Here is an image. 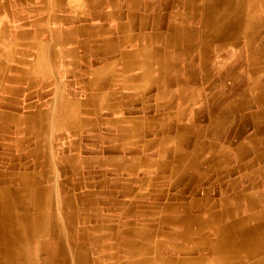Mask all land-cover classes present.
I'll list each match as a JSON object with an SVG mask.
<instances>
[{
  "label": "crops",
  "instance_id": "crops-1",
  "mask_svg": "<svg viewBox=\"0 0 264 264\" xmlns=\"http://www.w3.org/2000/svg\"><path fill=\"white\" fill-rule=\"evenodd\" d=\"M177 1L0 0V189L11 194L10 206H35L38 192L56 213L92 207L116 217L131 204L222 206L226 196L264 193L250 190L255 180L264 183V7L220 34L222 24L204 30L202 12L189 8L201 0ZM30 125L41 129L38 140ZM79 225L65 219L60 226L77 236ZM104 230L89 249L106 263Z\"/></svg>",
  "mask_w": 264,
  "mask_h": 264
},
{
  "label": "bare ground",
  "instance_id": "bare-ground-1",
  "mask_svg": "<svg viewBox=\"0 0 264 264\" xmlns=\"http://www.w3.org/2000/svg\"><path fill=\"white\" fill-rule=\"evenodd\" d=\"M87 1V0H86ZM179 1V0H178ZM177 1V2H178ZM188 2V0H186ZM193 7L198 10L204 30L222 24L217 32L228 33L232 27H243L242 14L245 11L264 7V0H201ZM103 2V1H102ZM151 2V1H150ZM169 2V1H168ZM185 2V3H187ZM116 3V2H115ZM121 3V2H120ZM142 3V2H141ZM164 3V2H163ZM135 6V3L133 4ZM176 5V4H175ZM106 6V5H105ZM99 6H97L98 8ZM108 7V6H107ZM120 7V6H119ZM167 7V6H166ZM96 8V7H95ZM115 8V7H114ZM140 8V7H139ZM152 8V7H151ZM181 8V7H180ZM188 8V9H189ZM94 9V8H93ZM100 9V8H99ZM95 10V9H94ZM139 10V9H138ZM100 11V10H99ZM147 11V10H146ZM150 11V10H149ZM263 11V10H262ZM128 12V11H127ZM187 12V11H186ZM150 13V12H149ZM181 13V12H180ZM135 14V13H134ZM142 14V13H141ZM233 19H228L232 17ZM98 15V13H97ZM250 15V14H249ZM248 15V16H249ZM92 16V15H91ZM108 16V15H107ZM113 16V15H112ZM116 16V15H115ZM127 16V15H126ZM134 16V15H133ZM102 18V16H101ZM155 18V17H154ZM187 18V17H186ZM132 19V18H131ZM136 19V17H135ZM199 19V18H198ZM246 19V18H245ZM248 19V18H247ZM148 20V18L146 19ZM176 20V19H175ZM192 20V18H191ZM196 20V19H195ZM258 20V19H257ZM131 21V20H130ZM179 21V20H178ZM117 22V21H116ZM124 22V21H123ZM190 22V21H189ZM198 22V21H197ZM146 23V22H145ZM156 23V22H155ZM185 24V22L183 21ZM176 24V22L174 23ZM173 24V25H174ZM178 24V22H177ZM146 25V24H145ZM171 25V24H170ZM192 25V24H191ZM262 25V24H260ZM259 25V26H260ZM177 26V25H176ZM175 26V27H176ZM246 26V25H245ZM21 27V26H20ZM126 27V26H125ZM148 27V26H147ZM173 27V26H172ZM184 27V26H183ZM127 28V27H126ZM95 29V28H94ZM166 29V28H165ZM178 29V28H177ZM243 29V28H242ZM255 29V28H253ZM138 30V29H137ZM171 30V29H169ZM98 31V30H97ZM104 31V30H103ZM110 31V30H109ZM176 31V30H175ZM181 31V30H180ZM189 31V30H188ZM259 31V30H258ZM263 31V30H262ZM91 32V31H90ZM111 32V31H110ZM126 32V31H125ZM142 32V31H141ZM216 32V29H215ZM167 33V32H166ZM196 33V32H195ZM212 34V33H211ZM118 33L116 34L117 37ZM169 35V34H168ZM200 35H202L200 33ZM256 35V34H255ZM15 36V35H14ZM108 36V35H107ZM119 36V35H118ZM143 36V35H142ZM176 36V35H174ZM254 36V35H252ZM200 37V36H199ZM203 37V35H202ZM213 39L216 37L214 34ZM262 37V36H261ZM56 38V37H55ZM121 38V37H120ZM140 38V37H139ZM188 38V37H187ZM51 39V38H50ZM181 39V38H180ZM183 39V36H182ZM202 39V38H201ZM248 39V38H247ZM252 39V38H251ZM163 40V39H162ZM168 40V39H167ZM215 40V39H214ZM242 40V39H241ZM101 41V40H100ZM238 41V40H237ZM95 42V41H94ZM107 42H109L107 40ZM113 42V41H112ZM110 42V43H112ZM119 42V41H118ZM155 42V41H154ZM166 42V41H165ZM228 42V41H227ZM247 42V41H246ZM108 43V45L110 44ZM233 43V42H232ZM235 43V42H234ZM250 43V42H249ZM120 44V43H119ZM221 44V43H220ZM226 44V43H224ZM5 45V44H4ZM92 45V44H91ZM140 45V44H139ZM163 45V44H162ZM180 45V44H179ZM206 45V44H205ZM204 45V46H205ZM242 45V43H241ZM247 45V44H246ZM225 46V45H224ZM96 47V45H95ZM106 47V46H105ZM111 47V46H110ZM134 47V46H133ZM132 47V48H133ZM200 47V46H199ZM113 48V47H112ZM136 48V47H134ZM207 48V47H205ZM8 49V48H6ZM122 49V48H121ZM203 49V48H202ZM208 49V48H207ZM109 50V49H106ZM113 50V49H112ZM205 50V49H204ZM240 50V49H239ZM264 50V49H263ZM67 51V50H66ZM206 51V50H205ZM204 51V52H205ZM262 51V50H261ZM209 52V51H207ZM69 54V53H68ZM108 54V53H107ZM111 55V54H110ZM117 55V54H116ZM151 55V54H148ZM255 55V54H254ZM106 56V55H105ZM145 56V55H144ZM208 57V55H206ZM252 56V55H251ZM250 56V57H251ZM261 56V55H260ZM264 56V55H263ZM69 57V56H68ZM111 57V56H110ZM119 57V56H117ZM62 58V57H61ZM64 58V56H63ZM113 58V57H112ZM116 58V57H115ZM112 59L113 61L115 60ZM127 58V57H126ZM141 58V57H140ZM153 58V57H152ZM203 58V57H202ZM256 58V57H255ZM3 59V58H2ZM60 59V58H59ZM130 59V58H129ZM197 59V58H196ZM238 59V58H237ZM250 59V58H249ZM261 59V58H260ZM144 60V59H143ZM203 60V59H202ZM201 60V61H202ZM60 61V60H59ZM116 61V60H115ZM149 61V59H148ZM207 61V60H206ZM216 61V60H215ZM233 61V60H232ZM253 61V60H252ZM255 61V60H254ZM263 61V60H262ZM111 63L112 61L109 60ZM108 62V63H109ZM145 62V60H144ZM142 62V63H144ZM200 62V60H199ZM256 62V61H255ZM29 63V62H28ZM155 63V62H154ZM216 63V62H215ZM227 63V62H226ZM114 64V63H113ZM147 64V63H146ZM192 64V63H191ZM207 64V63H206ZM238 64V63H237ZM257 64V63H256ZM68 65V64H67ZM152 65V64H150ZM110 66V65H109ZM237 66V65H236ZM112 67V66H111ZM55 68V67H54ZM61 68V67H59ZM140 68V67H139ZM223 68V67H222ZM95 69L98 70V67ZM107 69V68H106ZM30 70V69H29ZM71 70V69H70ZM95 70V71H97ZM221 70V69H220ZM66 71V70H65ZM129 71V70H128ZM227 71V70H226ZM28 72V71H27ZM70 72V71H69ZM82 72V71H81ZM253 72V70H252ZM255 72V71H254ZM66 73V72H65ZM117 73V72H116ZM204 73V72H203ZM207 73V71H206ZM226 73V72H225ZM251 73V72H250ZM95 74V72H94ZM255 74V73H254ZM119 75V74H118ZM219 75V74H218ZM221 75V74H220ZM225 75V74H224ZM66 76V75H65ZM207 76V75H206ZM205 76V77H206ZM67 77V76H66ZM69 77V76H68ZM96 77V76H95ZM99 77V76H97ZM102 77V76H101ZM90 78V77H89ZM109 78V77H108ZM107 78V79H108ZM119 79V77H117ZM116 78V79H117ZM68 79V78H67ZM78 79V78H77ZM103 79V78H102ZM106 79V80H107ZM155 79V78H154ZM213 79V78H212ZM219 79V78H218ZM238 79V78H237ZM85 80V79H84ZM99 80V79H98ZM104 80V79H103ZM105 80V81H106ZM140 81V79H138ZM211 80V79H209ZM63 81V80H62ZM82 81V80H81ZM202 81V80H201ZM219 81V80H218ZM217 81V82H218ZM239 81V80H238ZM56 82V81H55ZM68 82V81H67ZM71 82V80H70ZM114 82V81H113ZM130 82V81H129ZM199 82V81H198ZM203 82V81H202ZM201 82V83H202ZM216 82V81H215ZM248 82V81H247ZM37 83V82H36ZM43 83V82H42ZM57 83V82H56ZM87 83V82H86ZM91 83V82H90ZM119 83V82H118ZM136 83V82H135ZM143 83V82H142ZM154 83V82H153ZM200 83V84H201ZM221 83V82H220ZM94 84V83H93ZM151 84V83H150ZM30 85V84H29ZM82 85V84H81ZM89 85V84H88ZM119 85V84H117ZM126 85V84H125ZM159 85V84H158ZM197 85V84H196ZM204 85V84H203ZM208 85V84H207ZM108 86V85H107ZM110 86V85H109ZM149 86V85H147ZM146 86V87H147ZM179 86V85H178ZM225 86V85H224ZM59 87V86H58ZM82 87V86H81ZM91 89V86H89ZM120 87V85H119ZM118 87V88H119ZM126 87V86H124ZM144 87V88H146ZM235 87V86H234ZM243 87V86H242ZM69 88V87H68ZM67 88V89H68ZM84 88V87H83ZM88 88V87H87ZM106 88V87H105ZM112 88V87H111ZM130 88V87H129ZM151 88V87H150ZM171 88V87H170ZM177 88V87H176ZM101 89V87H100ZM160 89V87H159ZM158 89V90H159ZM168 89V88H167ZM226 89V88H225ZM228 89V88H227ZM102 90V89H101ZM116 90V89H115ZM163 90V89H162ZM165 90V89H164ZM242 90V89H241ZM64 91V90H63ZM114 91V90H113ZM144 91V90H143ZM231 91V90H230ZM229 91V92H230ZM240 91V90H239ZM102 92V91H101ZM127 92V91H126ZM161 92V90H160ZM182 92V91H181ZM210 92V91H209ZM228 92V93H229ZM241 92V91H240ZM55 93V92H54ZM68 93V92H67ZM70 93V92H69ZM137 93V91H136ZM163 93V92H162ZM193 94V92H191ZM58 94V93H57ZM239 94V93H238ZM249 94V93H248ZM91 95V94H90ZM99 94H97L98 96ZM159 95V94H158ZM163 95V94H162ZM235 95V94H234ZM74 96V95H73ZM72 96V97H73ZM92 96V95H91ZM100 96V95H99ZM142 96V94H141ZM169 96V95H168ZM167 96V97H168ZM171 96V94H170ZM249 96V95H248ZM258 96V95H257ZM256 96V97H257ZM96 97V96H95ZM115 97V96H114ZM154 97V96H153ZM159 97V96H158ZM190 97V96H189ZM231 97V96H230ZM238 97V96H237ZM60 98V97H59ZM112 98V97H111ZM121 98V97H120ZM151 98V97H150ZM175 98V97H174ZM195 98V97H194ZM263 98V97H262ZM57 99V98H56ZM79 99V98H75ZM105 99V97H104ZM138 99V98H137ZM213 99V98H212ZM231 99V98H230ZM260 99V98H258ZM60 100V99H59ZM107 100V99H105ZM238 100V99H237ZM56 101V100H55ZM64 101V97H63ZM169 101V100H168ZM214 101V100H213ZM239 101V100H238ZM74 102V101H73ZM85 102V101H84ZM92 102V101H91ZM108 102V101H107ZM136 102V101H135ZM165 102V101H164ZM220 102V101H218ZM27 103V102H26ZM137 103V102H136ZM168 103V102H167ZM184 103V102H183ZM187 103V102H186ZM210 103V102H209ZM217 103V102H216ZM229 103V102H228ZM241 103V102H240ZM71 103H68V105ZM90 104V103H89ZM185 104V103H184ZM56 105V104H55ZM66 105V104H65ZM85 105V104H84ZM134 105V104H133ZM142 105V104H141ZM144 105V104H143ZM29 106V105H28ZM64 106V105H63ZM67 106V105H66ZM73 106V104H72ZM99 106V105H98ZM148 106V105H147ZM77 107V106H75ZM80 107V106H79ZM129 107V106H128ZM127 107V108H128ZM212 107V106H211ZM43 108V107H42ZM50 108V107H49ZM102 108V107H101ZM152 108V107H151ZM234 108V107H233ZM64 110V108H61ZM81 109V108H80ZM199 109V108H198ZM216 109V108H215ZM232 109V108H231ZM256 109V108H255ZM260 109V108H259ZM55 110V109H54ZM60 110V109H59ZM67 110V109H66ZM202 110V109H201ZM219 110V109H218ZM235 110V109H234ZM50 111V109H49ZM62 111V110H61ZM68 111V110H67ZM72 111V110H71ZM172 111V110H171ZM179 111V110H178ZM203 111V110H202ZM201 111V112H202ZM212 111V110H210ZM209 111V112H210ZM256 111V110H255ZM46 112V111H45ZM64 112V111H63ZM70 112V110H69ZM79 112V111H78ZM84 112V111H83ZM101 112V111H100ZM99 112V113H100ZM146 112V111H145ZM148 112V111H147ZM162 112V111H161ZM193 112V111H192ZM231 112V111H230ZM260 112V111H259ZM185 113V112H184ZM182 113V114H184ZM229 113V112H228ZM226 113V114H228ZM48 114V113H47ZM94 114V113H93ZM98 114V113H97ZM178 114V113H177ZM181 114V113H179ZM264 114V113H263ZM46 115V114H45ZM56 115V114H55ZM54 115V116H55ZM169 115V114H168ZM197 115V114H196ZM44 116V115H43ZM58 116V115H57ZM60 116V114H59ZM87 116V115H86ZM132 116V115H131ZM134 116V115H133ZM139 116V115H138ZM136 116V117H138ZM159 116V114H158ZM165 116V115H164ZM172 116V115H171ZM180 116V115H179ZM185 116V115H184ZM230 116V115H229ZM6 116L0 114V120ZM10 118V116H8ZM79 117V116H78ZM90 117V116H89ZM95 117V116H94ZM93 117V118H94ZM103 117V116H102ZM100 117V118H102ZM140 117V116H139ZM23 118V117H22ZM25 118V116H24ZM23 118V119H24ZM47 118V117H46ZM54 118V117H52ZM85 118V117H84ZM97 118V117H96ZM131 118V117H129ZM230 118V117H229ZM228 118V119H229ZM255 118V117H254ZM223 119V118H221ZM261 119V118H260ZM14 120V119H13ZM30 120V119H29ZM95 120V119H94ZM93 120V121H94ZM99 120V119H98ZM148 120V119H147ZM182 120V119H181ZM195 120V119H194ZM224 120V119H223ZM15 121V120H14ZM51 121V119H50ZM162 121V120H161ZM176 121V120H175ZM206 121V119H205ZM227 121V120H226ZM11 122V121H10ZM9 122V123H10ZM62 122V121H61ZM89 122V121H88ZM97 122V121H96ZM119 122V121H118ZM125 122V121H124ZM195 122V121H194ZM198 122V121H197ZM82 123V122H81ZM181 123V122H180ZM184 123V122H183ZM186 123V122H185ZM184 123V124H185ZM49 124V123H47ZM46 124V125H47ZM80 124V123H79ZM86 124V123H85ZM227 124V123H226ZM231 124V123H230ZM5 125V124H4ZM58 125V124H57ZM56 125V127H57ZM155 125V124H154ZM92 126V125H90ZM96 126V125H95ZM119 126H121L119 124ZM8 127V126H7ZM48 127V126H47ZM217 127V126H216ZM219 127V126H218ZM264 126H262L263 128ZM6 128V127H5ZM23 128V127H22ZM61 128V127H60ZM105 128V127H104ZM135 128V127H134ZM152 128V127H151ZM180 128V127H179ZM195 128V127H194ZM261 128V129H262ZM53 129V128H52ZM67 129V128H66ZM82 129V128H81ZM109 129V128H108ZM116 129V128H115ZM150 129V128H149ZM181 129V128H180ZM183 129V128H182ZM233 129V128H232ZM13 130V129H12ZM40 128L29 126L27 131L39 139ZM101 130V129H100ZM139 130V129H138ZM153 131V129H151ZM160 130V129H158ZM175 130V129H174ZM193 130V129H192ZM217 130V129H216ZM225 130V129H224ZM251 130V129H250ZM254 130V129H253ZM263 130V129H262ZM22 131V130H21ZM67 131V130H66ZM95 131V130H94ZM133 131V130H132ZM171 131V130H170ZM181 131V130H180ZM188 131V130H187ZM235 131V130H234ZM237 131V130H236ZM252 131V130H251ZM250 131V132H251ZM1 132V131H0ZM45 132V131H44ZM90 132V131H89ZM96 132V131H95ZM128 132V131H127ZM130 132V131H129ZM228 132V131H227ZM135 134V132H133ZM131 133V136L132 134ZM167 133V132H166ZM17 134V132H16ZM19 134V132H18ZM75 134V133H73ZM126 134V133H125ZM164 134V133H163ZM213 134V133H212ZM216 134V132H215ZM217 134H219L217 132ZM47 135V134H46ZM63 135V134H62ZM86 135V134H85ZM206 135V134H205ZM246 135V134H245ZM249 135V134H248ZM44 136V135H43ZM122 136V135H121ZM146 136V135H145ZM235 136V134H233ZM41 137V134H40ZM63 137V136H62ZM74 137V136H73ZM101 137V136H100ZM120 137V136H119ZM130 137V136H129ZM144 137V136H143ZM196 137V136H195ZM216 137V136H214ZM221 137V136H220ZM256 137V135H255ZM12 138V137H11ZM25 138V137H24ZM28 138V137H27ZM78 138V137H77ZM131 138V137H130ZM136 138V137H135ZM139 138H141L139 136ZM183 138V137H182ZM30 139V138H29ZM51 139V137H50ZM137 139V138H136ZM27 140V139H26ZM78 140V139H75ZM142 140V139H141ZM144 140V139H143ZM149 140V139H148ZM198 140V139H197ZM249 140V139H248ZM45 141V140H44ZM48 141V139H47ZM51 141V140H50ZM124 141V140H123ZM177 141V140H176ZM182 141V140H181ZM97 142V141H96ZM146 142V141H145ZM171 142V141H170ZM3 143V142H2ZM1 143V144H2ZM26 143V142H25ZM50 143V142H48ZM69 143V142H68ZM178 143V142H177ZM244 143V142H243ZM251 143V142H250ZM8 144V143H7ZM41 144V141H40ZM46 144V142H45ZM79 144V143H78ZM103 144V143H102ZM111 144V143H110ZM116 144V143H115ZM130 144V143H129ZM179 144V143H178ZM237 144V143H236ZM11 145V144H10ZM50 145V144H49ZM70 145V144H69ZM109 145V144H108ZM220 145V144H219ZM229 145V144H228ZM46 146V145H45ZM53 146V145H52ZM65 146V145H64ZM120 146V145H118ZM125 146V145H124ZM173 146V145H172ZM2 147V146H1ZM16 147V145H15ZM203 147V146H202ZM220 147V146H219ZM39 148V145H38ZM144 148V147H143ZM45 149V148H44ZM43 149V150H44ZM48 149V148H47ZM64 149V148H63ZM125 149V148H124ZM186 149V148H185ZM200 149V147H199ZM249 149V148H248ZM32 150V149H31ZM55 150V149H54ZM57 150V149H56ZM172 150V148H171ZM232 150V149H231ZM39 151V150H38ZM37 151V152H38ZM41 151V150H40ZM58 151V150H57ZM150 151V150H149ZM233 151V150H232ZM36 152V153H37ZM48 152V151H47ZM64 152V151H63ZM72 152V151H71ZM147 152V151H146ZM122 153V152H121ZM139 153V152H137ZM190 153V152H189ZM228 153V152H227ZM135 154V153H134ZM147 154V153H146ZM170 154V153H169ZM194 154V153H193ZM235 154V153H233ZM251 154V153H250ZM39 156V154H36ZM64 155V154H63ZM102 155V154H101ZM123 155V154H122ZM144 155V154H143ZM37 156V158H38ZM2 157V156H1ZM35 157V156H34ZM51 157V156H49ZM132 157V156H131ZM159 157V156H158ZM168 157V156H166ZM231 157V156H230ZM53 158V157H52ZM95 158V157H94ZM107 158V157H106ZM121 158V157H120ZM160 158V157H159ZM73 159V158H72ZM82 159V158H80ZM86 159V158H84ZM122 159V158H121ZM170 159V158H169ZM180 159V158H179ZM236 159V158H235ZM1 160V159H0ZM17 160V159H16ZM49 160V159H48ZM107 160V159H106ZM141 160V159H140ZM3 161V160H2ZM116 161V158H115ZM161 161V160H160ZM171 161V160H170ZM203 161V160H202ZM239 161V160H238ZM247 161V160H246ZM261 161V160H260ZM64 162V161H63ZM111 162V161H110ZM74 163V162H73ZM105 163V162H104ZM158 163V162H157ZM198 163V162H197ZM245 163V162H243ZM132 164V163H131ZM19 165V164H18ZM60 165V164H59ZM108 165V164H107ZM114 165V164H113ZM122 165V163H121ZM165 165V164H164ZM221 165V164H220ZM51 167V166H50ZM64 167V166H63ZM74 167V166H72ZM121 167V166H120ZM156 167V166H154ZM2 168V167H1ZM110 168V167H109ZM173 168V167H172ZM198 168V167H197ZM255 168V167H254ZM17 169V168H15ZM57 169V168H56ZM95 169V168H94ZM98 169V168H97ZM111 169V168H110ZM123 169V168H122ZM141 169V168H140ZM168 169V168H167ZM188 169V168H186ZM262 169V168H260ZM33 170V169H32ZM31 170V172H32ZM68 170V169H67ZM81 170V169H80ZM103 170V169H102ZM130 170V169H129ZM139 170V169H138ZM193 170V169H192ZM198 170V169H197ZM71 171V170H70ZM134 171V170H133ZM132 171V172H133ZM155 171V170H154ZM178 171V170H177ZM196 170H193V172ZM69 172V171H68ZM113 172V171H112ZM176 172V171H175ZM57 173V172H56ZM80 173V172H79ZM16 174V173H15ZM19 174V173H18ZM177 174V173H175ZM179 174V173H178ZM196 174V173H195ZM198 174V173H197ZM48 175V174H47ZM70 175V174H69ZM80 175V174H79ZM82 175V174H81ZM98 175V174H97ZM96 175V176H97ZM100 175V174H99ZM98 175V176H99ZM181 175V174H180ZM186 175V174H185ZM3 176V175H2ZM94 176V175H93ZM108 176V175H107ZM112 176V175H111ZM168 176V175H167ZM59 177V176H58ZM114 177V176H113ZM195 177V176H194ZM77 178V177H75ZM85 178V177H84ZM102 178V177H101ZM100 178V180H101ZM117 178V177H116ZM124 178V177H122ZM189 178V177H188ZM241 178V177H240ZM30 179V178H29ZM70 179V178H69ZM94 179V178H93ZM214 179V178H213ZM9 180V179H8ZM87 180V179H86ZM4 181V180H3ZM72 181V180H71ZM77 181V179H76ZM94 181V180H93ZM126 181V180H125ZM132 181V180H130ZM137 181V180H136ZM15 182V181H14ZM52 182V181H51ZM83 182V181H82ZM101 182V181H100ZM121 182V181H120ZM156 182V181H155ZM168 182V180H167ZM198 182V181H197ZM243 182V181H242ZM117 183V182H116ZM128 183V182H126ZM28 184V183H26ZM43 184V183H42ZM95 184V183H93ZM111 184V183H110ZM130 184V183H129ZM188 184V183H187ZM248 184V183H247ZM79 185V184H78ZM97 185V184H96ZM118 185V184H117ZM128 185V184H127ZM131 185V184H130ZM168 185V184H167ZM185 185V184H184ZM232 185V184H231ZM1 186V185H0ZM8 186V185H7ZM26 186V185H25ZM80 186V185H79ZM255 186V185H254ZM35 187V186H34ZM87 187V186H86ZM107 187V186H106ZM145 187V186H144ZM148 187V186H147ZM210 187V186H209ZM241 187V186H240ZM51 188V187H50ZM49 188V189H50ZM53 188V186H52ZM142 188V187H141ZM156 188V186L154 187ZM171 188V187H170ZM207 188V187H205ZM248 188V187H247ZM41 189V188H40ZM78 189V188H77ZM84 189V188H83ZM107 189V188H106ZM174 189V188H173ZM24 190V188H23ZM22 190V191H23ZM39 190V189H38ZM43 190V188H42ZM161 190V189H160ZM170 190V189H169ZM172 190V189H171ZM178 190V189H177ZM175 190V191H177ZM186 190V189H185ZM184 190V191H185ZM211 190V189H210ZM108 191V190H107ZM124 191V190H123ZM182 191V190H180ZM187 191V190H186ZM259 191V190H258ZM30 192V191H29ZM51 192V191H48ZM65 192V191H64ZM73 192V191H72ZM92 192V191H91ZM154 192V191H152ZM171 192V191H170ZM36 193V192H35ZM60 193V192H59ZM84 193V192H83ZM87 193V192H86ZM122 193V192H121ZM169 193V192H168ZM248 193V192H247ZM252 193V192H251ZM31 194V193H30ZM49 194V193H48ZM62 194V193H61ZM64 194V193H63ZM120 194V193H119ZM131 194V193H130ZM179 194V193H178ZM11 194L0 189V264H264V210H256L255 204L264 203V193L256 195L226 196L221 198L220 208L206 206L208 201H198L201 206H133L121 210L114 217L110 212L101 215L96 208L69 211L67 214L54 212L56 206H46V197L37 192L35 206H10ZM18 195V194H17ZM50 195V194H49ZM72 195V194H71ZM70 195V196H71ZM92 195V194H91ZM90 195V196H91ZM96 195V194H95ZM94 195V196H95ZM177 195V194H176ZM184 195V194H183ZM20 196V195H19ZM29 196V195H28ZM47 196V195H46ZM61 196V195H60ZM81 196V195H80ZM88 196V197H90ZM93 196V195H92ZM122 196V195H121ZM131 196V195H130ZM168 196V195H167ZM178 196V195H177ZM188 196V195H187ZM224 196V195H223ZM23 197V195H22ZM58 197V196H57ZM63 197V196H62ZM101 197V196H100ZM116 197V196H115ZM114 197V198H115ZM222 197V196H221ZM64 198V197H63ZM75 198V196H74ZM166 198V197H165ZM187 198V197H186ZM201 198V197H200ZM99 199V198H98ZM116 199V198H115ZM121 199V198H120ZM167 199V198H166ZM212 199V198H211ZM94 200L92 197L91 201ZM130 200V199H129ZM132 200V199H131ZM16 201V200H15ZM14 201V202H15ZM52 199L50 200V202ZM77 202V200L74 199ZM97 201V200H96ZM127 201V200H126ZM135 201V200H134ZM133 201V202H134ZM104 202V201H103ZM107 202V201H106ZM115 202V201H114ZM151 202V201H150ZM149 202V203H150ZM179 202V201H177ZM192 202V201H191ZM190 202V204H191ZM64 203V202H63ZM161 203V202H160ZM176 203V202H175ZM231 203L232 204L231 206ZM248 205V213L240 215V205ZM50 204V203H49ZM106 204V203H105ZM109 204V203H108ZM128 204V203H127ZM21 205V206H20ZM68 205V204H67ZM70 205V204H69ZM87 205V204H86ZM135 205V204H134ZM251 205V206H249ZM261 205V204H260ZM65 206V205H64ZM112 206V205H111ZM127 206V205H126ZM59 209V206H57ZM74 208V206H71ZM242 207V206H241ZM63 208V207H62ZM77 208V207H76ZM83 208V207H82ZM106 208V207H105ZM124 208V207H123ZM65 209V208H63ZM126 209V208H125ZM75 210V209H74ZM189 210V211H187ZM206 210L205 215L201 214ZM217 210V211H211ZM105 211V210H104ZM102 212V211H101ZM107 214H110L106 221ZM114 214V213H113ZM238 214V215H237ZM51 215V217H50ZM74 220L79 235H69L63 220ZM103 220V221H102ZM110 221V222H107ZM66 222V221H65ZM103 222L109 223L102 225ZM85 225H88L87 228ZM102 226V227H101ZM67 229V228H66ZM71 230V227H68ZM106 230L105 259L90 253L89 243L98 242L97 232ZM104 230V231H105ZM91 231V232H90ZM89 232L96 235L89 237ZM104 235V234H103ZM30 239V242L27 240ZM34 240L35 249L30 247ZM104 243V242H103ZM88 244V245H87ZM98 248V247H97ZM103 248V247H102ZM100 249V248H99ZM43 256H40V254ZM102 254V253H101ZM104 254V253H103Z\"/></svg>",
  "mask_w": 264,
  "mask_h": 264
},
{
  "label": "rangeland",
  "instance_id": "rangeland-1",
  "mask_svg": "<svg viewBox=\"0 0 264 264\" xmlns=\"http://www.w3.org/2000/svg\"><path fill=\"white\" fill-rule=\"evenodd\" d=\"M229 179L227 178V177H224L223 178V181L224 182H226L227 183V181H228ZM255 183H256V186H254L252 189H250V190H254V191H256V192H258V190L259 191H264V183H262L261 182V184H258L259 183V180H255ZM222 190V189H221ZM223 191L224 192H226L227 191V188H225V189H223ZM225 194V193H224ZM257 194V193H256ZM255 194V195H256ZM214 208H220L221 206H213ZM240 211L238 212V214H240V215H245L246 213H248V211H249V209H248V206H240ZM256 210L258 211V210H264V204H262V206H257L256 207ZM187 211H189V210H187ZM211 211H217V210H211ZM205 212H206V210H202L201 211V214L202 215H205ZM237 214V215H238ZM262 220H264V214H263V216H262Z\"/></svg>",
  "mask_w": 264,
  "mask_h": 264
}]
</instances>
